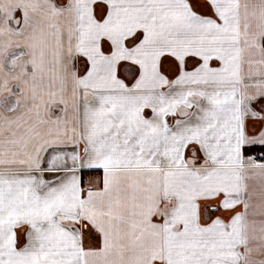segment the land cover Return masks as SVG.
<instances>
[{"label": "snow or ice", "instance_id": "obj_1", "mask_svg": "<svg viewBox=\"0 0 264 264\" xmlns=\"http://www.w3.org/2000/svg\"><path fill=\"white\" fill-rule=\"evenodd\" d=\"M0 264H264V0H0Z\"/></svg>", "mask_w": 264, "mask_h": 264}]
</instances>
